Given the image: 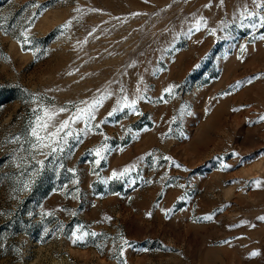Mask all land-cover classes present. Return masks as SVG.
Returning a JSON list of instances; mask_svg holds the SVG:
<instances>
[{"label": "rangeland", "instance_id": "1", "mask_svg": "<svg viewBox=\"0 0 264 264\" xmlns=\"http://www.w3.org/2000/svg\"><path fill=\"white\" fill-rule=\"evenodd\" d=\"M257 4L0 0V264H264ZM98 100L31 148L34 109Z\"/></svg>", "mask_w": 264, "mask_h": 264}, {"label": "snow or ice", "instance_id": "2", "mask_svg": "<svg viewBox=\"0 0 264 264\" xmlns=\"http://www.w3.org/2000/svg\"><path fill=\"white\" fill-rule=\"evenodd\" d=\"M253 3L256 4V0H253ZM257 7H264V4H257ZM256 15L251 11H246L245 18ZM262 21V26H264V17H259ZM23 35V34H22ZM24 43H30L27 37L25 36ZM166 92L171 91V87L169 89H165ZM101 101H95L93 104L88 105L86 109H79L78 112L69 117V119H65L59 122H56V118L60 113L67 111L64 108H60L59 110H49L44 106H40L39 109H34V113H36L35 120L32 123L30 130V137L32 138L30 141V146L33 150H37L41 155H47L50 153H55L58 150H61V145L67 143V138L72 136L73 133L68 130L70 129L71 124L84 119L87 116L89 119H95L92 114V109L97 107ZM136 101H131V104L127 105L128 107H133ZM117 111V109H113L108 113L109 116L113 115V113ZM264 120V116L261 117ZM63 134V135H61ZM17 139H19L17 137ZM49 150V152H45V150ZM104 151V146L98 147L94 149L95 155L102 159V153ZM34 158V157H33ZM164 159H170L169 157H164ZM37 163H43V161H37ZM99 163V159L97 160ZM72 171V170H70ZM129 171L128 168H125L122 172L116 173L113 172V177L124 176ZM257 185L260 184V181H256ZM27 187V185H25ZM150 215V214H149ZM210 218V217H207ZM260 219H264L261 217ZM87 235V234H85ZM95 235V233H92ZM83 236H77L76 240L82 239ZM75 242V241H74ZM122 254V251H121ZM257 252L250 253V255H257Z\"/></svg>", "mask_w": 264, "mask_h": 264}]
</instances>
